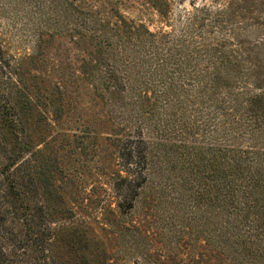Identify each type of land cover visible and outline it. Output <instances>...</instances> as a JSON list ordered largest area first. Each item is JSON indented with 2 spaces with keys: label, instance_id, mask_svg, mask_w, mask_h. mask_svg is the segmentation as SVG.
Instances as JSON below:
<instances>
[{
  "label": "rangeland",
  "instance_id": "374dc122",
  "mask_svg": "<svg viewBox=\"0 0 264 264\" xmlns=\"http://www.w3.org/2000/svg\"><path fill=\"white\" fill-rule=\"evenodd\" d=\"M48 1L0 0L2 60L17 68L13 78L19 76L34 101L21 110L17 133H9L12 144L0 138V222L6 221L0 233L14 241L4 256L14 246L22 258L16 264H32L25 252L34 255L37 242L44 264H244L222 253L217 239L221 111L175 90L167 92V104L152 102L145 114L129 104L127 91L100 94L93 46L84 31L60 32L67 23ZM68 1L112 27L142 26L171 52L215 41L212 53L240 66L239 76L264 92V0H228L227 6L166 0L163 7L149 0ZM204 7L220 23L203 21ZM193 15L196 27L189 25ZM129 68L135 76V66ZM5 75L0 70V83ZM139 123L148 146L146 181L133 204H122L115 182L128 172L118 140ZM23 141L26 148L12 162L8 148Z\"/></svg>",
  "mask_w": 264,
  "mask_h": 264
},
{
  "label": "trees",
  "instance_id": "16d2710c",
  "mask_svg": "<svg viewBox=\"0 0 264 264\" xmlns=\"http://www.w3.org/2000/svg\"><path fill=\"white\" fill-rule=\"evenodd\" d=\"M48 2L49 7L61 11L62 16H59L67 23L60 32L84 31V37L93 46L91 54L96 62L94 68L97 69L93 76L100 94L108 92L111 96L127 91L129 104L145 114V109L152 102L153 106L167 104L171 97L167 92L175 90L184 93L186 99L190 96L194 100L205 101L221 111L220 157L223 170L217 197V204H220L219 250L231 254L232 259L241 258L244 264H264V92H254L246 77L239 76L240 66L223 62L217 52V55L212 53L217 51L218 44L215 41L208 45L199 42L198 50H189L185 44L180 45L183 48L171 52L169 48H161L157 41H151L149 38L155 36L149 30L142 31V26L123 21V25L116 23L112 27L98 16L90 17V12L80 10L68 0ZM149 2L158 7L167 5L166 0ZM226 2L228 0H224V6H227ZM202 12L203 21L211 19L213 26L220 23V19H215L216 12L209 7H204ZM190 21L189 25L194 24L196 27L197 15H193ZM199 37L203 38L202 35ZM128 45L132 46L130 52L127 50ZM1 51L2 47L0 70L6 75L0 83V138L8 147L12 144L10 134L17 133L18 126L23 123L21 110L34 101L27 89L24 92L19 87V76L15 75L16 80L13 78L18 70L13 69L10 62L2 60ZM131 65L137 70L135 76L129 70ZM124 71L128 72L127 79ZM223 87L226 91H222ZM159 88L162 90L156 94ZM150 90L152 95L149 94ZM15 95L18 97L15 98ZM133 119L138 120L139 115L130 116L129 121ZM143 136L139 123L132 133L118 140L119 158L128 172V176L115 182L116 193L122 204H133L139 188L146 181L148 146ZM236 142L246 143V146L244 144V148H237ZM22 143L19 148H15L16 145L8 148L12 162L26 148V142L24 146H21ZM5 222H0V228ZM3 238L5 240L0 241V264L19 263L22 258L14 246L8 253L12 258H8V254L4 256L6 246L14 241L10 236L5 235ZM31 249L34 255L31 252H25V255L29 256L32 264L33 261L44 264L45 259L40 254L42 247L35 242Z\"/></svg>",
  "mask_w": 264,
  "mask_h": 264
}]
</instances>
